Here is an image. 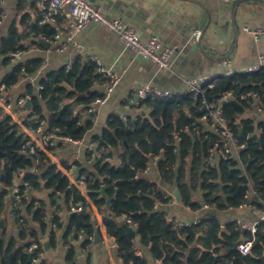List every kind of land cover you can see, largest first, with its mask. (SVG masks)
I'll return each instance as SVG.
<instances>
[{
    "label": "trees",
    "instance_id": "trees-1",
    "mask_svg": "<svg viewBox=\"0 0 264 264\" xmlns=\"http://www.w3.org/2000/svg\"><path fill=\"white\" fill-rule=\"evenodd\" d=\"M35 4L33 0L18 2L20 23L27 28L26 36L43 33L48 38L53 37L59 30L51 25H40V12L32 23L27 8ZM24 38V32L18 33L14 28L8 37L2 39L0 59L4 65L14 60L13 53L25 51ZM37 42L40 46L45 44L40 39ZM39 64V60L17 63L11 72L2 77L0 86L4 85V89L0 91V97L6 100L1 93L33 75ZM97 73L94 63L86 64L82 58H78L70 69L49 75L41 82L44 86L41 97L34 95L32 86L28 85L25 97L31 98L33 112L27 118H44L42 102H46L52 111L47 119L49 127L60 128L63 136L83 139L89 125L79 124L81 116L74 112V108L76 105L86 107L102 96L92 91ZM229 93L232 96L226 99ZM249 93H255L257 102L264 108V68L251 73L219 76L214 87L208 88L204 95L197 98L192 95L177 99L150 97L141 104L149 112L138 119L124 121L116 114L109 117L101 139H96L103 141L106 153L89 168L81 170L80 175L84 176L88 195L99 209H106V199L98 193L102 187L106 188V194L111 198L110 207L105 210L108 214L104 222L107 234L119 246L124 264L149 263L146 257L136 254L137 243L126 232L130 224L118 221L122 216L135 224L141 245L148 248L156 264H264V221L258 224L254 235L252 256L245 257L235 246L251 236L243 232L236 222L223 226L218 215L208 213L201 217L200 223L178 229L173 221L167 219L165 210L155 208L157 202L166 203L169 197L156 183L143 176L152 158L162 154L164 158L159 162L162 179L177 186L181 203L193 211L202 208L201 202L194 197L198 191L213 212L236 209L244 203L261 208L260 200L264 201V122L255 126L251 117H245L246 110L253 102ZM65 99L73 102L61 107ZM217 106H220L222 115L232 126L236 139L240 143H247L248 147L239 152L240 161L232 157L209 163L207 152L214 142L222 141L219 134L209 132L210 139L208 136L206 138V133H201V125L192 131L193 121L198 120L208 107L216 109ZM20 132L19 125L11 117L3 119L0 114V180L1 172H4V188L0 191V223L5 198L13 188L14 174L26 172L18 186L20 199L14 209L21 226L19 239L26 242L18 245L16 238H11L7 243L0 240V261L6 264V255H10V264H32L37 253L44 251L41 239L48 225L47 204L38 200L39 205H36L37 199L31 198L29 193L49 190L53 205L63 200L66 204L83 206L82 212L73 213L65 230V239L73 237L74 240H81L80 246L72 245L66 256L67 264H78V248L89 247L92 240L88 238L96 232L91 206L43 151L36 154L21 152L26 138ZM113 149L119 155L118 165L109 161ZM189 158L192 163L190 168ZM251 190L255 194L246 198ZM23 206L31 220L21 213ZM21 218L23 222H20ZM52 223L59 228L62 226L58 216L53 218ZM32 224H36L37 228ZM5 229L0 224V233L5 234ZM80 234L85 237L80 239ZM50 239L54 245V232L50 233ZM34 242L39 244V249L30 253L29 247ZM42 264L45 262L42 261Z\"/></svg>",
    "mask_w": 264,
    "mask_h": 264
},
{
    "label": "crops",
    "instance_id": "crops-1",
    "mask_svg": "<svg viewBox=\"0 0 264 264\" xmlns=\"http://www.w3.org/2000/svg\"><path fill=\"white\" fill-rule=\"evenodd\" d=\"M33 1L36 3L35 6L27 8L32 23L37 20L39 15L38 0ZM18 2L19 0H5L4 5L0 8V42L3 38L8 37L10 31L15 28L18 33L23 34L24 32L23 41L26 49L20 59H14L10 64L4 65L0 59V81L4 75L12 71L17 63L27 64L39 60L40 64L33 75L22 79L18 85L5 93H1L7 102L0 97V114L3 119L8 116L11 117L19 125V128L21 127L20 133H23L32 142L39 140V137L22 127L24 122V117L20 116L22 108L15 107L17 100L26 98L28 85L32 86L34 95L39 96L38 87L46 77L60 72L70 64H74L78 58H82L86 64L93 63L91 58L94 56L98 57L104 67L116 71L121 77L120 85L112 98L94 114L88 113L85 106H75L74 112L81 116L79 124L82 126L89 125L85 137L80 139L82 140L81 146L76 147L72 143L61 141L50 150L45 151L40 147L51 163L57 167V170L72 183L77 181L79 177H84L80 175L81 170L92 165V162H89L92 154L99 151L97 150L99 140L96 139H101L107 121L112 114L118 115L122 120L123 116H128L129 119L133 120L149 112L142 105L129 110L125 108L126 100L134 95L137 88L150 85L178 96L186 92V81L189 79L219 77L229 71L240 73L264 61V34L259 39H255L253 35L245 31L246 27L259 28L264 31V0H92L93 3L106 9L109 18L121 19L135 28L143 40L157 37L163 46H176L177 50L168 68H159L152 61L144 59L134 50L125 47L115 32L97 23H91L87 28L75 34V39L80 44V48L70 47L65 51H58L54 45L48 43L40 46L36 38L39 39V36L44 34L41 33L36 36L32 33L30 36H26L27 28L25 29L20 23L21 15L19 14ZM203 15L206 19L203 28H201ZM49 25L56 27L59 32H70L67 19L64 16L58 17L55 22ZM197 30L201 31L199 40L194 38V33ZM97 75L92 91L103 94L106 79L99 72ZM249 95L253 97V102L251 107L246 110L245 117H251L257 126L264 122V108L257 102L255 93H249ZM179 97L181 96L176 97V99ZM72 102L71 99H65L61 103V107L68 106ZM8 103L14 104L12 110L5 109ZM42 108L45 117L40 118V120L48 122L47 119L51 116L52 111L46 102H42ZM200 118L201 116L191 124L193 126L192 131H196L195 127L201 125L202 134L203 132H215L210 123L202 122ZM205 136L207 138V135ZM91 146H94V149L91 150ZM111 151L112 157L109 161L118 165L120 163L119 155L116 150ZM207 155L209 163L217 162V160L209 157V152ZM163 158L162 154L152 158L150 173L145 177L156 183L157 187L165 192L167 197L175 199L174 203L171 201L157 202L155 206L158 210L166 211L169 221H173V223L177 219L193 221L199 217L201 219L204 214L212 213L219 216L223 226L230 222H236L243 229L242 225L260 222L262 213L251 209L236 208L213 212V208L203 201L202 193L199 191L194 193V197L201 202L202 208L199 211H193L190 207L184 206L181 200H177L174 195L178 189L177 186L170 185L162 179L159 162ZM63 163L69 165L70 168H66ZM191 164L190 159L188 168L191 167ZM25 173L22 171L14 174L13 188L4 201L2 220L6 232L5 234L0 233V240L5 243L11 238H16L18 245L26 242L19 239L21 226L14 210L17 202L14 189H18ZM3 181L0 180V191L4 188ZM78 190L91 206L100 240L95 242L94 234L92 244L89 247L78 248L77 263L124 264L119 254L118 244L106 231L104 221L108 214L105 211L108 209L107 206L105 210L99 209L89 197L87 188L81 186V190ZM29 195L31 198L37 199L36 205H39L38 200L47 204L48 225L46 233L42 236L43 239L49 238L51 247L48 251H43V263L67 264L66 256L69 248L72 245L79 247L81 244V240H74L73 237L65 239V230L70 217L75 213L71 211L72 204L58 200L53 205L52 192L49 190L31 191ZM21 210L24 217L31 220V217L26 213L25 206L21 207ZM55 216L59 217L62 224L60 228L52 223ZM118 221L127 223L125 216L120 217ZM20 222H23V218L20 219ZM32 225L37 228L36 224ZM52 232L56 235L54 245L50 239ZM134 240L138 247L136 254L140 253L142 257H146L149 264H156L150 256L148 248L141 245L137 233ZM6 264L8 263L6 262Z\"/></svg>",
    "mask_w": 264,
    "mask_h": 264
},
{
    "label": "built area",
    "instance_id": "built-area-1",
    "mask_svg": "<svg viewBox=\"0 0 264 264\" xmlns=\"http://www.w3.org/2000/svg\"><path fill=\"white\" fill-rule=\"evenodd\" d=\"M237 1V0H231ZM5 0H0V8L4 5ZM39 12H40V25H49L57 20L58 17L64 16L67 19L68 27L70 32L56 33L52 38H48L45 35H40L39 39L50 45H54L58 51H65L70 47L80 48V44L75 39V34L79 31L87 28L91 23H97L113 32H115L120 40L124 43V46L134 50L144 59L152 61L159 68H168L170 61L175 54L177 47L176 46H163L162 43L158 40L157 37H151L147 40H143L135 30L129 24L124 22L121 19H111L107 15V11L104 7L97 5L92 2V0H38ZM245 31L250 33L259 39L264 31L259 28L251 29L245 28ZM201 36V31L197 30L194 33V38L199 40ZM23 55V51H17L12 54L14 59H20ZM91 61L95 64L97 71L106 79L105 80V90L102 96L93 100L89 105H87L86 111L90 114H94L99 108L105 106L109 100L112 98L114 92L118 88L121 82L120 75L109 68L103 66L98 57L94 56L91 58ZM227 63V61H226ZM73 65V64H72ZM72 65H68L66 69H70ZM264 68V61L255 67H250L240 73H251L256 72ZM235 74L232 71L225 73V76H231ZM217 77H201L193 78L186 81V92L178 96L192 95L194 98H197L200 95H204L205 91L208 88H213L216 83ZM4 89V85L0 86V91ZM44 90V86L40 85L38 87L39 97H41V92ZM173 93L154 88L150 85H144L136 89L134 95L128 98L125 102V108L129 110L130 108H138L141 106L142 102L150 97L158 99H174L178 97ZM232 95L229 93L225 96L226 99H229ZM25 98L19 99L16 101L15 107H21L24 103ZM14 104L8 103L6 108L7 110H12ZM124 121H128V116L122 117ZM212 118V119H211ZM200 120L202 122H208L215 129L221 138L222 141H216L210 149L209 157L213 160H225L232 157L239 159V152L246 149L247 143H240L234 134L232 126L229 124L227 119L222 115L220 106L216 109L207 108L206 112L201 116ZM22 127L28 131H31L34 135L39 137V140L31 141L27 136L21 146V152L28 154H36L42 149L50 150L52 147L58 144V142H69L74 146L79 147L82 144L80 139H72L70 137L63 136L60 132V128H50L46 120H40V118H24ZM21 128V127H20ZM206 135L209 137L208 133ZM210 139V137H209ZM90 149H94V146H91ZM106 153L105 148H101L97 152H93L92 158L89 162H94L95 160L101 158ZM151 161L148 163L147 167L143 171V176H148L150 173ZM72 186L81 190V186L86 188V181L84 177H79L77 181L73 183L70 182ZM16 201H19L20 195L17 188L14 189ZM255 194L254 190H251V193L248 192L246 198L253 196ZM167 196V195H166ZM172 203L175 202V199H168ZM261 208L250 205L249 203H244L240 209H251L256 212H261L262 217L260 222L264 221V201L260 200ZM208 208V206H205ZM82 204L72 205V212H82ZM128 224L131 227L136 228L135 224L129 218H126ZM200 217L194 219L193 221H186L183 219L174 220L176 228L181 229L184 227H191L200 223ZM254 223L251 225H242L243 230L251 237L245 241H242L236 245L237 250L241 255L245 257L252 256V248L254 244V235L256 234L258 224ZM83 234H80V239L84 238ZM88 238V237H86ZM88 239L92 240L93 237ZM39 249L38 243H33L29 247V252L33 253ZM139 257H142L138 253ZM43 261V251H39L37 256L32 260V264H42Z\"/></svg>",
    "mask_w": 264,
    "mask_h": 264
},
{
    "label": "water",
    "instance_id": "water-1",
    "mask_svg": "<svg viewBox=\"0 0 264 264\" xmlns=\"http://www.w3.org/2000/svg\"><path fill=\"white\" fill-rule=\"evenodd\" d=\"M205 15L202 16V21H201V28H203L204 26V23H205ZM22 108V112L20 114V116L24 117V118H27L29 115H31V113L33 112V103H32V100L30 97H26L24 103L22 104L21 106ZM103 146V141H99L98 145H97V150H100V148ZM1 180L3 181L4 180V172L2 171L1 172ZM99 195L106 199V206L107 208L110 207V203H111V198H109L106 194V188L105 187H102V189L100 191H98ZM174 195L175 197L177 198V200H180V193H179V190L176 189V191L174 192ZM1 226L3 225V220L1 221ZM126 232L128 234V236L131 238V239H134L135 236H136V233H137V229H133L131 226L127 227L126 229ZM99 233H98V230L96 229V232H95V242L100 240L99 239ZM41 243H42V246H43V249L45 251H48L51 247L50 245V240L49 238H45V239H41ZM236 247V246H235ZM31 260V256H30V259L29 261ZM6 262L8 264H10V255H6Z\"/></svg>",
    "mask_w": 264,
    "mask_h": 264
},
{
    "label": "rangeland",
    "instance_id": "rangeland-1",
    "mask_svg": "<svg viewBox=\"0 0 264 264\" xmlns=\"http://www.w3.org/2000/svg\"><path fill=\"white\" fill-rule=\"evenodd\" d=\"M31 39H33V38H31ZM37 40H38V38H36ZM204 133H206V132H204Z\"/></svg>",
    "mask_w": 264,
    "mask_h": 264
}]
</instances>
